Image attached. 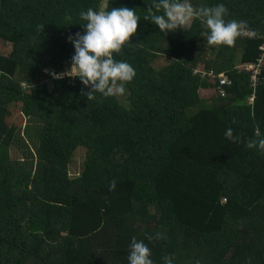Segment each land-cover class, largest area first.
Returning <instances> with one entry per match:
<instances>
[{
  "label": "trees",
  "instance_id": "1",
  "mask_svg": "<svg viewBox=\"0 0 264 264\" xmlns=\"http://www.w3.org/2000/svg\"><path fill=\"white\" fill-rule=\"evenodd\" d=\"M190 2L224 3L244 35L205 59L199 20L164 35L141 18L113 54L135 77L89 100L67 67L79 13L147 0H0V264H128L133 236L154 264H264V153L244 143L264 134V71L254 89L234 69L259 56L264 0Z\"/></svg>",
  "mask_w": 264,
  "mask_h": 264
},
{
  "label": "clouds",
  "instance_id": "2",
  "mask_svg": "<svg viewBox=\"0 0 264 264\" xmlns=\"http://www.w3.org/2000/svg\"><path fill=\"white\" fill-rule=\"evenodd\" d=\"M145 4L147 8L143 17L136 13L135 8L125 6L109 9L105 5L103 10L89 8L79 13L81 23L78 24L82 25L83 33L70 34L66 39L74 49L71 56V64L75 69L73 76L78 77L84 88L88 89L84 93L87 99H95L97 93L102 97L124 94L125 83L131 82L136 72L127 61L117 60L113 54H119L130 36L136 33L137 22L141 18L157 26L164 35L178 28L183 30L190 21L199 20L207 28L206 39L209 45L232 46L247 28L246 21H226L228 9L224 3L193 7L190 0H147ZM66 19L70 20L71 17ZM38 27L42 29L43 25ZM224 135L234 143L240 142V137L234 136L230 128ZM254 136V139L244 141L245 147L264 153V134L259 127ZM115 187L116 182L112 181L109 191ZM145 238L152 241L163 237L157 233L146 234ZM151 255V249L144 240H138L135 236L131 238L128 264H154ZM174 259L171 254L162 257L163 264H174Z\"/></svg>",
  "mask_w": 264,
  "mask_h": 264
},
{
  "label": "built area",
  "instance_id": "3",
  "mask_svg": "<svg viewBox=\"0 0 264 264\" xmlns=\"http://www.w3.org/2000/svg\"><path fill=\"white\" fill-rule=\"evenodd\" d=\"M259 56L257 57V59L253 62H238V64H236L234 66L235 70L237 72H241V71H246L249 72L250 74V86L253 87L254 89L256 88L258 81H259V77L260 74L262 73V71H264V36H263V42L259 45ZM204 74V73H202ZM209 76H214L213 72L210 71L208 73ZM218 79H219V84L220 85H226V84H230L231 83V79L229 78V76L224 72L219 73L217 75ZM220 93L223 94V90L220 88ZM250 100H253V97H251Z\"/></svg>",
  "mask_w": 264,
  "mask_h": 264
},
{
  "label": "rangeland",
  "instance_id": "4",
  "mask_svg": "<svg viewBox=\"0 0 264 264\" xmlns=\"http://www.w3.org/2000/svg\"><path fill=\"white\" fill-rule=\"evenodd\" d=\"M105 2H106V0H103V3H102V5H101V8L104 7ZM189 23H190V22H189ZM185 27H187V25H186ZM185 27H184V28H185ZM216 46H217V45H208V46H207V48H206V50H205V55H204L205 59H207V56L210 57V54H211L213 51H215ZM8 48H9V45H8V44L3 43V42L0 41V50H7ZM206 55H207V56H206ZM166 63H167V62H166V59H164V58H162V59L158 60V62H156L157 66H161V65L166 64ZM67 67H68V69H69L70 72H75L74 67H72L71 65H69V66H67ZM71 67H72V68H71ZM121 96H122V95H118V97H121ZM16 119H17V117H14V118H13L14 121H16ZM19 124H21L22 126H24V124H25V118H23V119L20 121ZM80 158H81V153H78V155H77L76 158L74 159V160L76 161V164H75V165H76L77 167H78V165H79ZM72 171H73V170H72Z\"/></svg>",
  "mask_w": 264,
  "mask_h": 264
},
{
  "label": "crops",
  "instance_id": "5",
  "mask_svg": "<svg viewBox=\"0 0 264 264\" xmlns=\"http://www.w3.org/2000/svg\"><path fill=\"white\" fill-rule=\"evenodd\" d=\"M191 22V21H190ZM190 25V23L187 25V27ZM187 27H185V28H187ZM168 60L166 59V62H167ZM208 106H210V104H207Z\"/></svg>",
  "mask_w": 264,
  "mask_h": 264
}]
</instances>
